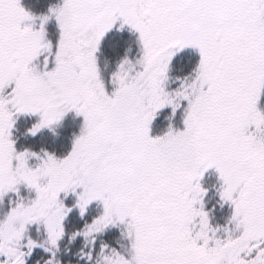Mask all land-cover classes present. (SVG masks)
<instances>
[{"label":"snow or ice","instance_id":"6c2138e0","mask_svg":"<svg viewBox=\"0 0 264 264\" xmlns=\"http://www.w3.org/2000/svg\"><path fill=\"white\" fill-rule=\"evenodd\" d=\"M262 95L264 0H0V264H264ZM70 113L66 152L17 147Z\"/></svg>","mask_w":264,"mask_h":264},{"label":"trees","instance_id":"16d2710c","mask_svg":"<svg viewBox=\"0 0 264 264\" xmlns=\"http://www.w3.org/2000/svg\"><path fill=\"white\" fill-rule=\"evenodd\" d=\"M57 0H21V4L28 10L32 11L35 14H41L46 12L48 6L50 4L56 3ZM53 28V25H49V29L51 30ZM125 38H129L127 36V33H124L123 35L120 34H111L106 41V48L105 51L109 56H112L113 53L108 50V45L112 43H118L123 44V40ZM130 39V38H129ZM119 51V49L117 50ZM198 59L197 53L192 49H185L181 54H179L175 60L173 65V70L175 74H180L181 71L187 72L193 64ZM260 108L264 109V95L261 97L260 101ZM32 122L31 118L22 117L19 119L16 125V131L15 136L18 138L17 140V147L20 148L22 146H29L32 147L34 150L39 149L40 147H46L49 150H55L58 154L62 152H66L70 146H71V139L74 133H78L80 122L76 121L73 117V115H68L62 124L57 128V135L53 136L51 133L47 132L46 130L41 133L37 138H31L28 136L23 135L25 129L30 126V123ZM164 128V123L161 121H156V123L153 126V134H158L162 129ZM203 184L205 187H208L209 193L206 200V207L212 208L213 205H216L217 197L215 195V191L212 188L214 184H216V176L214 171H210L205 174V178L203 180ZM95 206H93L94 209ZM90 209V215L94 214V210ZM229 210L227 206H225L223 209H221L218 205L216 206L214 213H213V224L216 223H224V219L228 215ZM68 227L69 229L72 227L73 224L79 226L81 223L75 212L71 215L69 218ZM116 235V233L113 231L112 233H109L105 239L108 240V242H112V237ZM66 243V241L64 242ZM80 246V241L77 240L73 245L70 247V252L67 255H62V259H71L72 253L75 252ZM63 247V245H62ZM83 264V262H81Z\"/></svg>","mask_w":264,"mask_h":264},{"label":"rangeland","instance_id":"374dc122","mask_svg":"<svg viewBox=\"0 0 264 264\" xmlns=\"http://www.w3.org/2000/svg\"><path fill=\"white\" fill-rule=\"evenodd\" d=\"M71 114V113H70ZM69 114V115H70ZM72 115V114H71ZM76 121H78V122H80L81 123V119L80 118H78V117H76V118H74ZM210 171H212V170H210Z\"/></svg>","mask_w":264,"mask_h":264}]
</instances>
